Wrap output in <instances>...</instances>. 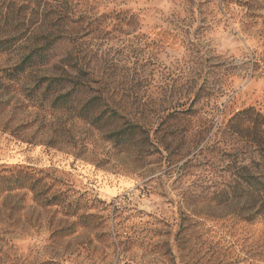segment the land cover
Wrapping results in <instances>:
<instances>
[{"label":"rangeland","instance_id":"1","mask_svg":"<svg viewBox=\"0 0 264 264\" xmlns=\"http://www.w3.org/2000/svg\"><path fill=\"white\" fill-rule=\"evenodd\" d=\"M29 1L0 0L34 17L0 35L17 38L0 186L24 185L0 195V264H264V202L214 199L251 150L233 116L264 113V0ZM44 37L50 64L16 71ZM69 90L72 108L51 106ZM89 100L152 145L109 141L77 117Z\"/></svg>","mask_w":264,"mask_h":264},{"label":"trees","instance_id":"2","mask_svg":"<svg viewBox=\"0 0 264 264\" xmlns=\"http://www.w3.org/2000/svg\"><path fill=\"white\" fill-rule=\"evenodd\" d=\"M29 2L34 1L31 0ZM22 5L15 8L13 3H7L0 11V35L7 34L6 30H10L13 27L15 29L20 23H24L20 22V19L21 17L22 20L25 19L26 13H29L27 15L29 17L27 23L30 22L31 19H34V17H32L33 14H31L33 8L22 9ZM28 9L30 10L29 12H27ZM45 28H47V24ZM16 39L17 38L12 37H4V39H0V53L14 49V41ZM42 40L43 41L40 45L35 44L28 49V52L21 59L20 65L16 67V71L19 70V72H23L25 70V65L35 66L36 64H39L40 66L45 67L50 64V51L53 49L55 43H57V40L53 38L48 39L47 37H44ZM50 81L52 82L56 80L51 78ZM46 87L48 88L50 85H47ZM71 95V90L64 94L58 92V94L51 99V106L64 107L67 110L72 108L70 102ZM96 109L93 101L89 100L77 111V117L83 120L86 119L95 127L107 129L108 133L106 138L119 145L120 148H127L131 144L139 146L146 144L152 145V136H150L148 131H144L139 124L135 122H120L119 117L115 113H109L106 115L107 113L105 111H100L98 115H96ZM233 121L235 128L244 125L246 126L245 131H241V133L244 134V137H253L248 148L251 150L250 152L245 153L246 159L243 161L244 164H242L239 169L240 173L235 175L233 182L229 186V190L214 194V199L217 196L216 204L218 206H221L220 204H223L224 206L226 202L254 198H260V201L263 203L264 145L261 142V137H257L256 139L254 136H257L258 132L261 133L264 131V113L255 112L252 109L242 110L233 116ZM5 183L7 184L0 186V195L4 193L9 194L14 190L24 188L23 183L19 180H14L12 182H9L8 180L5 181Z\"/></svg>","mask_w":264,"mask_h":264}]
</instances>
